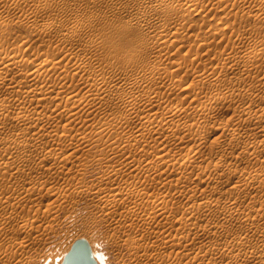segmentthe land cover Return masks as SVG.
Listing matches in <instances>:
<instances>
[{
    "label": "bare ground",
    "instance_id": "obj_1",
    "mask_svg": "<svg viewBox=\"0 0 264 264\" xmlns=\"http://www.w3.org/2000/svg\"><path fill=\"white\" fill-rule=\"evenodd\" d=\"M165 2L166 0H142L139 4H147L150 11L153 10L155 14L164 17L170 15L176 8V5L171 2H167L163 7ZM122 3L125 6V3ZM198 3L202 4V0H188L184 10L191 13ZM258 3H260V9H263L264 0H258ZM137 8L141 10L140 7ZM9 10L10 6L6 7V11ZM74 15L78 17L77 14ZM134 18L137 25L147 26L151 15L142 13ZM6 21V16L0 15V24ZM92 22L91 17L84 22L76 21L71 27L65 28L60 34L59 41L81 40V31L89 27ZM51 26L52 24H47L44 29L49 30ZM112 30L103 29L93 31V33L103 37ZM150 31L160 36L171 34L170 28L164 26L154 30L150 29ZM177 34H182L179 28ZM241 40L242 38H239L237 42ZM28 43V39L24 38L19 48L13 50L0 42V70H4L6 74L13 71L10 78L8 75L6 78L3 74L0 75V86L2 85L3 88L5 85V88L9 90L6 95L0 93L1 244L12 243L14 235L9 234L10 230H15L19 235H28L27 227L34 223V219L26 218L25 222L21 219L23 223L20 220L21 223L14 229L13 224L18 219H16L15 212L21 205L38 201L37 197L40 193L45 191L43 196L47 194L68 205L81 197L83 191L79 188L75 191L72 189V184L55 189L50 182L64 179L69 175L76 176L79 169L73 172L69 169V165L71 163L81 164V160L76 157L77 154L96 147H99L96 155L100 160L109 162L121 159L119 163L112 165L111 171L106 176L113 180H122V182L109 190L96 189V199L93 204L99 206L105 214L112 216L109 223L111 228H134L132 235L125 239L130 246L131 254L135 257L152 249L155 252V254L152 253L153 258L157 259L159 255L164 261L169 254L160 249L169 247L176 250L175 255L179 260H184V264H192L194 260H188L187 252L185 253L180 248L187 241L188 243L195 242L191 239L205 229V227H199L197 221L194 220L198 218L201 211L205 215L215 214L222 218L221 222L210 225L211 229L224 230L227 236L232 238H240L243 234L260 231L262 233L257 243L264 244V193H255V191L248 194L247 192L248 188L257 184L264 186V170L246 166L241 169H231L226 176H221L217 173L222 165L218 151L211 155L210 161L198 159L199 153H202L208 140H219L226 133L231 135L228 141L229 146L246 149L248 156L252 158L259 153L260 147L263 148L260 150L264 151V143L262 145L256 143L257 139L254 142L258 136H264V125L257 130L248 129L256 122L264 124V106H260L257 101L249 98V102L243 101V104L236 108V117L231 116L230 120L228 118L229 121L220 123L218 127L210 129L206 124L193 127V124L186 121L180 122L179 118L187 121L198 120V118L203 120L212 117L211 112L202 106H194L192 110L187 109L184 104L185 99L184 102L183 98L180 99L179 91L176 94L180 98L176 100H168V102L166 97L169 95L168 91L174 89L176 91L177 86L194 94L195 84L206 80L205 75L202 72L194 73L193 82L194 80L198 82L196 81L195 84L187 82L189 85L183 86L182 79L177 76H180L178 72L184 67V63L176 58L163 59L164 55L161 58L158 55L146 58L145 52L150 43L135 45L117 40H99L83 46L81 52L78 51L79 49L63 52L61 59L58 60L43 53L40 49H30L31 44ZM159 47L163 48V44H159ZM249 48L242 50V53L248 55L244 63L246 67H250L251 72L261 57L257 51L248 50ZM96 51L103 53L102 57L98 58L95 68L92 63L94 58L90 52ZM221 58L224 59L226 66L229 65V68L236 67L239 62L231 53ZM218 61H220L219 58ZM69 74H71L70 77ZM256 80L263 86L264 73ZM150 84H155L156 88H150ZM260 84L254 83V91L256 88L260 92L264 88ZM159 86L164 89L158 90ZM236 90H239V87L232 89V91ZM258 92H256L257 95ZM249 93L253 92L249 91ZM221 97L213 94L212 97L204 100L202 96L191 98L195 103L203 101L213 103ZM225 98L226 96L223 97L224 100ZM27 99L32 102L33 110L31 107L30 109L29 107L24 108V105L20 108V104L27 103ZM106 104L111 106L110 113L107 111ZM235 106L238 105L235 104ZM244 115L247 116L241 122V117ZM96 116H101V119L94 122ZM177 117H179V122L176 120ZM58 121H65L63 127L53 128L54 123ZM82 122L86 126L84 129L80 128ZM9 124L18 127L19 131L7 132L6 128ZM76 124L79 126L76 127ZM135 127H137L136 130L133 129ZM170 127H174V130L182 128L184 130L181 134L182 139L186 137L194 142L190 149L182 152L181 158L176 157L175 153L166 152L170 148H179L180 142L179 139L172 138L174 135L169 134ZM241 130L245 131L247 140L242 139ZM172 131L171 134L174 132L176 134L177 130ZM152 132L168 137L161 138L159 144L156 141L154 145H149L145 142H147L148 135L153 134ZM116 133L121 136H115ZM157 135H155L156 138L159 137ZM73 139H76V142H71ZM63 143H68L65 150L62 149ZM48 145L51 148L47 149ZM64 153H68V156L64 157ZM138 154L142 156L141 159L138 158ZM144 156L146 159L152 158L146 162ZM33 157L36 159L31 160ZM243 159V155H237L231 164L242 162ZM208 166L214 167L215 171L211 169L214 172L202 177ZM186 177L191 179L189 182L196 181L202 185L208 182L220 183L223 179L224 182L226 179L235 181V184L230 187L231 194L228 197L209 199L205 198L204 191L199 194H189L187 184L184 183ZM5 179L9 184L2 187ZM142 179H145L146 186L140 188L137 184ZM110 182L113 183L111 180ZM151 186H158L160 191L149 194ZM240 195L247 197L248 206L247 203L245 207L240 205L238 201ZM191 196H197L198 201L190 204L193 205L190 209L179 210L174 206V199L180 200L184 205ZM217 202L219 210L214 209ZM155 206L159 207L154 209ZM47 207L49 210L53 209V206H48V204ZM245 209L248 211L244 212ZM189 221V225L184 230H179L174 236L167 234L176 222L188 223ZM242 221L245 227L233 233L228 231L234 223H242ZM24 241L26 240L23 239L21 245ZM195 243L198 244V249L202 250V243ZM245 248L250 249L251 252L245 260H254V262L264 264V251L255 247L251 239H247ZM221 249L222 247L214 242L208 245L207 251L215 253ZM226 251L230 263H234L244 255V252L241 253L231 248H226ZM2 252L7 257L18 253L9 248H4Z\"/></svg>",
    "mask_w": 264,
    "mask_h": 264
},
{
    "label": "rangeland",
    "instance_id": "obj_2",
    "mask_svg": "<svg viewBox=\"0 0 264 264\" xmlns=\"http://www.w3.org/2000/svg\"><path fill=\"white\" fill-rule=\"evenodd\" d=\"M16 1L0 0V15H5L7 18L5 23L0 24V42L4 43L10 49L17 50L22 40L27 38L31 44L30 49H40L43 53L58 60L61 59L63 52L72 49L75 51L79 49L78 51L81 52L83 51L81 50L83 46L93 44L99 40H117L133 43L135 45L150 43L145 52L146 58L156 55L161 58L164 55L163 59L171 60L176 58L184 63V67L178 72L180 76H177L182 79L183 86L188 83L195 84L197 80L193 82L192 75L197 72H202L206 80H201L202 82L197 81L198 83L196 82L198 85L195 84L194 94L184 91L183 88L177 86L176 91L175 89L168 91L169 95L166 99L167 101H171L181 96L180 99L183 98L182 101L185 99V102H183L187 109L192 110L191 108L194 106H202V108H206L211 112L212 117L203 120L198 118V120L188 121L184 118L177 117V121L181 119L179 120L180 122L186 121L189 124H193V127L206 124L208 128L212 129L213 127H218L220 123L229 121L232 117H236V108H238L240 104H243V101L249 102L252 98V100L257 101L260 106H264V88H262L260 92H258L259 90L256 88L254 91V83L256 85L260 84L256 79L264 73V8L260 9L261 7L258 0H202V4L198 3L194 6V10L191 13L184 10L188 0H166L163 7H165L167 2H171L176 5V8L170 15L164 17L155 14L153 10L150 11L149 8H147V4L140 5L139 3L142 0ZM122 2L125 3V6ZM9 6L10 10L6 11V7ZM137 7H140L141 10ZM142 13L151 15V19L147 26H139L136 24L134 17ZM74 14H77L78 17L76 18ZM89 17L93 18V22L89 27L81 31V40L59 41L60 34L65 28L71 27L76 21L84 22ZM47 24H52V28L49 30L46 29V31L44 28ZM162 26L170 28L171 34L169 36H160L158 33L155 32V34H153V32L150 31V29L154 30ZM178 28L182 31L180 35L177 34ZM103 29L113 30L107 32L103 37L93 33V31ZM239 38H242V40L237 42ZM159 44H163V48H160ZM27 46L28 45H26V47ZM248 47H250L248 50L257 51L261 57L258 60L259 63L256 64L251 72L249 71L250 67L245 66L248 55L242 53V50ZM90 53L93 55L94 59L92 63L96 68L97 60L99 57H102L101 55L103 52L96 51ZM228 53L236 57L240 64L238 62L237 66L234 68H229L228 64L226 66L224 59L221 57L226 56ZM217 57L220 61H218ZM3 71L4 70H0V75L3 74L5 78L7 77L6 75L9 76L8 78H10V75L12 76L13 71H9V73L11 72L10 74L8 72L6 74V72ZM70 76L71 74H69V77ZM213 77L218 80H214ZM260 85L264 87V85ZM1 86V95H6L9 90L5 88V85H3V88ZM149 87L156 88L155 84H150ZM234 87H239V90L232 91ZM157 89L162 91L164 88L159 86ZM245 89L253 93L250 94L249 91L247 92ZM178 91L180 96L176 94ZM165 92H167V90H165ZM256 92H258V95ZM222 93H224V95ZM213 94L222 97L218 99L219 101H212L213 103L205 101L202 103L192 102L193 98L191 97L202 96L204 100L212 97ZM225 96L226 98L224 100L223 97ZM256 96L259 97L257 98ZM255 98L256 100H254ZM260 98L262 100H260ZM26 102L27 103L20 104V108H23L24 105V108L29 107L30 109L31 107L33 110L32 102L30 101V103L28 99ZM235 104L238 106H235ZM110 107V104H106L108 113H110ZM159 110L162 111L161 109ZM246 116L247 115L242 116L240 121L243 122ZM100 119L101 116H96L94 122ZM64 123L65 121L55 122L53 128L61 129ZM82 123H80V128L84 129L86 126L84 123V125H82ZM262 125L264 124L256 122L248 129L252 131L257 130L262 127ZM78 126L79 124H76V127ZM170 128L172 131L174 127ZM133 129L136 130L137 127ZM133 129L130 128V130ZM174 129L172 132L177 130L176 134L175 132L171 134V131L169 134L174 135L172 138L180 140L178 144L179 148H170L166 150V152L171 154L175 153L174 155L176 157L181 158V156H183L182 152L190 149L194 142L192 139H187L186 137L182 139L181 134H183L182 132L184 131L182 128ZM179 130L180 132H178ZM6 131L17 132L19 128L9 124ZM152 133L154 135L150 133L147 137V142H145L149 145H154L156 141V143L159 144V141L162 140L161 138L168 137L160 136L155 132ZM240 133L243 140L248 139L244 130H241ZM157 134L159 135L158 138L155 136ZM114 135L121 136V134L117 133ZM230 136V134L226 133L223 134L219 140H208L202 153H199L200 157H198V159L210 161L211 159L209 158H211V155L218 151L220 153L222 165L217 173L221 176H226L227 172L231 169H241L246 166L264 170V151L260 150L263 148L260 147L259 153L256 154L257 156L255 155L252 158V156H248L249 153L246 149L229 146L228 141ZM252 137L254 138L255 136ZM263 139L264 136H258V138L254 139V142L256 141V143L258 142V144L261 143L262 145L264 143ZM259 140L261 142H259ZM71 142H76V139H73ZM67 145L68 143H63L62 149L65 150ZM49 148H51L50 145L47 146V149ZM98 148L99 147L92 148L77 154L76 157L81 160V164L71 163L69 165V169L73 172L79 169V173L76 176L69 175L64 179L51 180L50 182V185L55 189H59L66 184H72V189L75 191L78 188L80 191L82 190L83 193L81 197L77 199L76 196V200L73 204L68 205L67 203H62V201L47 196V194L43 196L44 191L39 194V199L37 197L38 201L27 203L19 207L15 212L16 219H18L15 220V223L13 222V228L16 229L18 227L21 223V219L25 222L26 218H31L34 219V223L27 227V236L19 235L15 230H10L9 234L14 235L12 243L8 242V244H1L0 242V250L1 248L2 251L4 248H9L18 252L14 256L11 255L7 257L0 251V264H61L66 252L70 249L72 243L79 237H85L90 241L93 254L98 264H184L185 261H182V259L179 260L175 255L176 250H172L169 247L160 249L166 254H169L164 261L161 260L159 255L157 259H154L152 253L155 254V252L152 249L147 253L143 252L144 254L135 257L131 254L130 246L125 239L129 235H132L134 228H111L109 223L112 220V216L105 214L99 206L93 204L96 199V189L109 190L119 182H122V180H113V178L106 176L111 171L112 165L119 163L121 159L110 160L109 162L100 160L96 155ZM1 152L4 153L3 151ZM237 155H243V161L231 164ZM67 156L68 153H64V157ZM36 157H33L31 160H35ZM141 157L142 156H139L138 158L141 159ZM151 158L152 157H150V159ZM150 159L147 158L146 162ZM195 164L196 163H194V165ZM211 169L214 170V167L208 166L205 170V172H207H204L205 175L202 172V177L215 171ZM109 179L113 182L112 184ZM190 180L191 179L187 177L184 179V183L187 184L186 188L190 192L189 194H199L204 191L205 198L209 199L228 197L231 194L230 187L232 184H235V181H229L227 179L226 182H224L225 180L223 179L220 183L208 182L206 184L203 183V185L198 184L196 181L189 182ZM7 184H9V182L5 179L2 187H5ZM137 186L140 188L146 186L145 179H142ZM263 187L264 186L261 184H257L256 186L248 188L247 192L248 194L255 191V193H264ZM159 191L160 189L158 186H151L148 193L153 194ZM171 192L173 191L171 190ZM197 198V196H191L184 205L180 200L174 199V206L179 210L190 209L193 206L190 204L198 201ZM247 200L245 195L238 196V201L242 207H245ZM47 204L48 206H53V209L49 210ZM196 204L197 203H195V205ZM248 205L249 202L247 203V206ZM158 207L159 206H155L154 209ZM214 209L219 210L218 202L215 204ZM243 211L247 212L248 209ZM194 220L197 221L199 227H205L197 236L191 239L195 242L202 243V250L198 249L199 246L197 247L198 244L195 242L188 243V241L180 248V250L185 253L187 252L188 260H194L192 264H259L254 262V260H245L247 258L246 256L251 255L250 249L254 250L253 247L247 250L245 245L247 244V239H251L252 242L255 243V247L264 251V244L257 243L262 232H249L248 234H243L240 238H232L227 236L224 230L215 231L210 228V225L222 221L220 216L215 214L205 215L204 212L201 211L198 214V218ZM189 223L190 221L188 223L176 222L174 224L175 226L172 227L167 234L174 236L179 230H184ZM243 227H245L243 221L242 223L236 222L233 227L228 228V231L233 233ZM244 236L245 238H243ZM23 239L26 241L21 245ZM214 242L218 243L222 249L221 251L210 253L207 251L208 245ZM226 248H231L241 253L244 252V255L245 252L247 253L245 256L243 255L242 258L234 261V263H230Z\"/></svg>",
    "mask_w": 264,
    "mask_h": 264
},
{
    "label": "water",
    "instance_id": "obj_3",
    "mask_svg": "<svg viewBox=\"0 0 264 264\" xmlns=\"http://www.w3.org/2000/svg\"><path fill=\"white\" fill-rule=\"evenodd\" d=\"M61 264H98L85 237L77 238L63 257Z\"/></svg>",
    "mask_w": 264,
    "mask_h": 264
}]
</instances>
